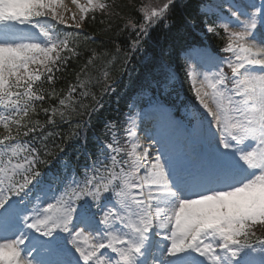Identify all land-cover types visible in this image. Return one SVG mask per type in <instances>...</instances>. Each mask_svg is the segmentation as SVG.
<instances>
[{"label":"snow or ice","instance_id":"6c2138e0","mask_svg":"<svg viewBox=\"0 0 264 264\" xmlns=\"http://www.w3.org/2000/svg\"><path fill=\"white\" fill-rule=\"evenodd\" d=\"M71 3L77 29L90 12L109 8L107 0ZM186 6L141 4L142 20L126 25L136 33L131 52L152 29H170L172 11ZM65 11V0H0V264H264V235L256 231L264 229V0L198 6L206 33L224 41L227 55L206 52L200 64L185 58L200 133L193 154L153 155L129 114L123 143L118 123L108 121L111 139L97 138L90 164L77 172L65 160L43 172L41 150L20 137L41 128L31 119L46 99L37 83L53 85L47 96L56 98L55 72L76 55L73 33L58 27H68ZM96 59L93 52L85 79L77 76L80 98L90 95L87 67ZM165 79L175 82L178 73ZM76 92L70 87L58 107L41 109L48 123L89 108ZM102 108L96 100L89 121Z\"/></svg>","mask_w":264,"mask_h":264},{"label":"trees","instance_id":"16d2710c","mask_svg":"<svg viewBox=\"0 0 264 264\" xmlns=\"http://www.w3.org/2000/svg\"><path fill=\"white\" fill-rule=\"evenodd\" d=\"M157 1V2H156ZM208 0H187V6L182 9H174L171 13L173 25L165 30L158 26L151 30L150 34L143 38L140 47L131 52V42L136 39V33L130 27H126L129 20L140 22L142 17L138 11L141 4L154 3L161 5L164 0H107L109 8L106 12H90L83 22L82 30L74 27L59 25L64 31L73 33L70 44L76 49V55H70L66 65L55 72L54 89L56 98H48L47 93L52 91L53 85H49L42 79L36 87H42L46 99L37 102V113L31 116L33 122L39 121L41 128L27 137L21 136V140L34 144L41 150V156L47 163L41 164L40 169L57 170L65 160L76 167L79 172L88 165V156L84 151H79L83 146L95 154L97 137L107 141L111 139L110 134H105V123L116 121L120 129L121 143L125 138L123 128L126 122L128 109H123L126 100L112 106L117 98V93H125L120 99L130 96L134 91L141 88L147 91L146 101L149 103H160L167 106L171 112L182 119L184 112L192 108L194 95L190 90V84L186 82L184 72L185 61L180 57L183 48L206 44L214 51L220 52L224 41L218 37L207 34L202 37L200 31H204V17L198 12V6ZM93 16L95 17L93 19ZM211 19L209 23H211ZM76 33H80L79 36ZM119 49V50H118ZM97 53L94 65H88L87 73L91 77L88 85L90 95L87 99L79 97L81 89L78 86L77 76L85 79L81 69L85 67L92 53ZM170 68L178 73V80L170 82L165 79V73ZM109 72L107 80L103 77V71ZM132 82V83H131ZM70 87H77L73 95L82 99L83 104L89 105L87 110L79 109L70 117L61 120L56 117L55 123H48V114L41 109L59 106V98L67 95ZM108 88L105 91V88ZM105 102L98 112L91 113L89 121L88 113L94 107L96 100ZM120 102V101H119ZM145 99L142 98L137 105L143 106ZM126 110V111H125ZM50 114V113H49ZM188 124L191 122L187 120ZM90 126H87L89 125ZM77 125L81 127L77 128ZM79 131V138L72 137L73 132ZM6 134L0 128V135ZM87 137V145L83 141ZM43 137V139H42ZM47 148L50 153L44 156ZM63 148V151H61ZM79 153V158H77ZM258 234L264 235V229L257 227Z\"/></svg>","mask_w":264,"mask_h":264},{"label":"rangeland","instance_id":"374dc122","mask_svg":"<svg viewBox=\"0 0 264 264\" xmlns=\"http://www.w3.org/2000/svg\"><path fill=\"white\" fill-rule=\"evenodd\" d=\"M86 0H79V3L83 4ZM157 2V1H156ZM151 3L153 6H159L158 4ZM212 2V0H211ZM209 2V3H211ZM65 4L67 5L68 11H65V20L69 23H76L79 22V10L78 8L71 3V0H65ZM75 13V21L72 19V14ZM205 49L202 48H196L193 49L190 52H187V55L191 53V63L194 64H200L205 59L206 54ZM227 55V54H226ZM189 114H191V111H188ZM146 115L149 116V119H147V122L150 121L151 123V129L153 134H156L164 131L168 132L169 128H175V134H174V143L178 147V151H175L177 153L184 152L188 153L189 149L193 148H199L200 143V133H199V125L198 121L194 119V124L191 126L193 129L189 132L186 131L184 128V124L175 118H172L169 116L167 111H165L164 108L158 107V108H150L142 113H138L136 115H133L132 117L135 120L136 128H137V122L141 119H143ZM159 124V125H158ZM158 125V128L156 127ZM156 127V128H155ZM136 131V129H135ZM178 140V143L175 141ZM179 145V146H178ZM27 243V242H26Z\"/></svg>","mask_w":264,"mask_h":264},{"label":"bare ground","instance_id":"6f19581e","mask_svg":"<svg viewBox=\"0 0 264 264\" xmlns=\"http://www.w3.org/2000/svg\"><path fill=\"white\" fill-rule=\"evenodd\" d=\"M147 128H148V126L146 125V123L141 124L140 129H139V134H138L139 137L141 138V140L145 138V134H147V135H150V134H151V132H150V133H146V132H145V130H147ZM172 134H173V129L170 128V129H168V132H164V131H162V132H160V133H157L154 137H155V140H156L161 146L166 145V146L168 147L169 142L172 141V139H171ZM142 143H144V144H146V145H149V144H150V145L152 146V141H148V140H146V141H143ZM170 145H172V143H171ZM151 149H152V148H151ZM164 149H165V148H164ZM166 149H168V148H166ZM168 150L173 152V150H170V149H168ZM195 151H196V150H195ZM195 151H189L188 154L191 155V154H193Z\"/></svg>","mask_w":264,"mask_h":264}]
</instances>
